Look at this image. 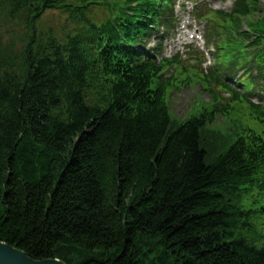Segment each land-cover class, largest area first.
<instances>
[{"label":"trees","instance_id":"1","mask_svg":"<svg viewBox=\"0 0 264 264\" xmlns=\"http://www.w3.org/2000/svg\"><path fill=\"white\" fill-rule=\"evenodd\" d=\"M90 1L0 0V244L36 262L264 264L243 207L264 159L252 129L214 145V118L170 130L164 89L93 63ZM56 10L61 33L41 23Z\"/></svg>","mask_w":264,"mask_h":264},{"label":"rangeland","instance_id":"2","mask_svg":"<svg viewBox=\"0 0 264 264\" xmlns=\"http://www.w3.org/2000/svg\"><path fill=\"white\" fill-rule=\"evenodd\" d=\"M264 3V1H263ZM264 11V7H263ZM54 18H57V15L54 13L53 15ZM46 25L51 26L54 22L50 20V17H46ZM172 94V90L168 91L167 99L170 101V95ZM199 95L202 99H207V96L204 95L203 93L199 92V89L196 87L194 88L191 92L189 90L181 91L179 92L176 96L172 97V111L175 115L178 117H185L187 116L188 112L190 109L194 106L193 100H194V95ZM201 110L196 111L193 115H198ZM192 115V116H193Z\"/></svg>","mask_w":264,"mask_h":264},{"label":"water","instance_id":"3","mask_svg":"<svg viewBox=\"0 0 264 264\" xmlns=\"http://www.w3.org/2000/svg\"><path fill=\"white\" fill-rule=\"evenodd\" d=\"M0 264H64L60 260H46L36 262L31 260L24 252L5 243L0 244Z\"/></svg>","mask_w":264,"mask_h":264},{"label":"bare ground","instance_id":"4","mask_svg":"<svg viewBox=\"0 0 264 264\" xmlns=\"http://www.w3.org/2000/svg\"><path fill=\"white\" fill-rule=\"evenodd\" d=\"M141 26V25H140Z\"/></svg>","mask_w":264,"mask_h":264}]
</instances>
